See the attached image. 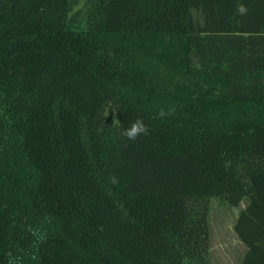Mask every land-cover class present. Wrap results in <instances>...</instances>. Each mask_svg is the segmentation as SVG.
<instances>
[{"label":"trees","instance_id":"trees-1","mask_svg":"<svg viewBox=\"0 0 264 264\" xmlns=\"http://www.w3.org/2000/svg\"><path fill=\"white\" fill-rule=\"evenodd\" d=\"M79 1L0 0V264H211L213 197L264 264L263 0Z\"/></svg>","mask_w":264,"mask_h":264},{"label":"rangeland","instance_id":"rangeland-1","mask_svg":"<svg viewBox=\"0 0 264 264\" xmlns=\"http://www.w3.org/2000/svg\"><path fill=\"white\" fill-rule=\"evenodd\" d=\"M80 7H83V0L74 5L71 12H75ZM195 15L199 17L197 13ZM246 201L247 198L238 206H232L224 199L211 198L207 216L211 264H238L242 260L246 246L239 240L233 226Z\"/></svg>","mask_w":264,"mask_h":264},{"label":"clouds","instance_id":"clouds-1","mask_svg":"<svg viewBox=\"0 0 264 264\" xmlns=\"http://www.w3.org/2000/svg\"><path fill=\"white\" fill-rule=\"evenodd\" d=\"M236 13L240 16L246 15L248 12V8L245 4L241 3L239 4L236 9ZM174 108H169L168 111H165L163 108H161L157 116L159 118H165L174 112ZM114 122H118V120H113ZM148 134V127L144 123L143 119L137 118L134 121H132L127 128H124L121 132V135L125 137L129 141H134L138 139L140 136L147 135ZM110 182L115 184L117 183V180L115 177L110 178ZM11 264V262H10Z\"/></svg>","mask_w":264,"mask_h":264},{"label":"crops","instance_id":"crops-1","mask_svg":"<svg viewBox=\"0 0 264 264\" xmlns=\"http://www.w3.org/2000/svg\"><path fill=\"white\" fill-rule=\"evenodd\" d=\"M263 2H264V0H263ZM262 4L264 5V3H262ZM245 198H247V197H244V198L241 200V202H243V200H244ZM241 202H240V203H241ZM248 202H249V199L247 198V201H246L245 205H246ZM243 205H244V204H243ZM245 205H244V206H245ZM244 206H243V207H244ZM243 207H241V209H242Z\"/></svg>","mask_w":264,"mask_h":264}]
</instances>
